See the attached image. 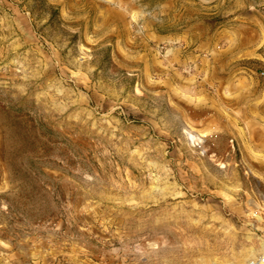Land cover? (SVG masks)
I'll return each mask as SVG.
<instances>
[{"label": "rangeland", "instance_id": "obj_1", "mask_svg": "<svg viewBox=\"0 0 264 264\" xmlns=\"http://www.w3.org/2000/svg\"><path fill=\"white\" fill-rule=\"evenodd\" d=\"M264 257V0H0V264Z\"/></svg>", "mask_w": 264, "mask_h": 264}, {"label": "built area", "instance_id": "obj_2", "mask_svg": "<svg viewBox=\"0 0 264 264\" xmlns=\"http://www.w3.org/2000/svg\"><path fill=\"white\" fill-rule=\"evenodd\" d=\"M249 264H264V257L259 258L258 260L255 261H250Z\"/></svg>", "mask_w": 264, "mask_h": 264}]
</instances>
